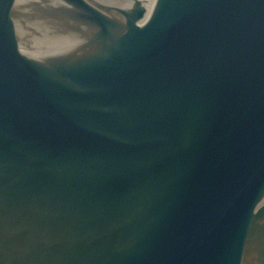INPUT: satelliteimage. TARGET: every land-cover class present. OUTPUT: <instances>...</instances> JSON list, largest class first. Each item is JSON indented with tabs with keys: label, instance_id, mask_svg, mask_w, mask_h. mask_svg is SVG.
<instances>
[{
	"label": "water",
	"instance_id": "water-1",
	"mask_svg": "<svg viewBox=\"0 0 264 264\" xmlns=\"http://www.w3.org/2000/svg\"><path fill=\"white\" fill-rule=\"evenodd\" d=\"M0 264H264V0H0Z\"/></svg>",
	"mask_w": 264,
	"mask_h": 264
},
{
	"label": "rangeland",
	"instance_id": "rangeland-1",
	"mask_svg": "<svg viewBox=\"0 0 264 264\" xmlns=\"http://www.w3.org/2000/svg\"><path fill=\"white\" fill-rule=\"evenodd\" d=\"M20 26L23 27L22 24ZM38 29H40V31L43 35L38 33V32H32L31 33V39L34 40V42H36L38 40L36 42L38 45L42 44L43 41H41V40H44L43 38H55L54 36H52L50 29L47 28L46 26L38 25ZM46 40H48V39H46ZM51 41H53V40H51ZM42 47H45V46H42ZM42 47H39V50H43L44 48H42ZM37 50H38L37 46L34 49H27V51H33V52L37 51Z\"/></svg>",
	"mask_w": 264,
	"mask_h": 264
},
{
	"label": "bare ground",
	"instance_id": "bare-ground-1",
	"mask_svg": "<svg viewBox=\"0 0 264 264\" xmlns=\"http://www.w3.org/2000/svg\"><path fill=\"white\" fill-rule=\"evenodd\" d=\"M55 44H57V43H55ZM55 44H45L46 46H48V48L43 49L44 52H51V49L56 46Z\"/></svg>",
	"mask_w": 264,
	"mask_h": 264
}]
</instances>
